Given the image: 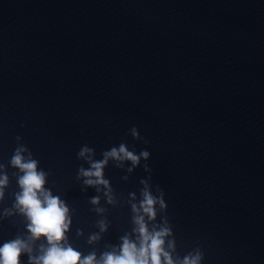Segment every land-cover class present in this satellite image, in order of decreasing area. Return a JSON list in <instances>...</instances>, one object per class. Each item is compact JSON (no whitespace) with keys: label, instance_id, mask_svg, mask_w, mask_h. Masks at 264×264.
Returning <instances> with one entry per match:
<instances>
[{"label":"water","instance_id":"water-1","mask_svg":"<svg viewBox=\"0 0 264 264\" xmlns=\"http://www.w3.org/2000/svg\"><path fill=\"white\" fill-rule=\"evenodd\" d=\"M122 142L149 159L131 172L110 159L108 186L77 178L83 145L101 160ZM18 147L49 173L69 208L63 243L82 256L138 242L147 181L167 207L145 222L171 229L176 264L197 251L200 264H264V0H0V246L20 238L38 257L47 241L16 207Z\"/></svg>","mask_w":264,"mask_h":264},{"label":"clouds","instance_id":"clouds-1","mask_svg":"<svg viewBox=\"0 0 264 264\" xmlns=\"http://www.w3.org/2000/svg\"><path fill=\"white\" fill-rule=\"evenodd\" d=\"M129 133L137 140L143 139L135 126L129 130ZM144 143L147 144L148 141L145 139ZM26 151L28 149L25 147L16 148L10 161L12 166L23 173L18 179L21 191L16 196V207L27 217L30 239L35 241L43 237L48 246L44 248L42 245L43 254L33 257L32 249L27 241L16 238L5 242L0 246V264H20V257L25 252L29 253V264H176L171 253L165 249V237L171 234V229L165 227L149 231L148 224L145 222V215L150 220L155 219L157 204L160 208L167 207L163 199V190L157 188L159 195H153L147 181H141L145 187L142 189L143 199L140 201L139 208L136 204L132 205L134 212L142 210L144 214L134 217L138 226L135 229L138 233V242L124 237L118 252L103 253L100 260H97L94 253L82 256V253L71 245L65 246L63 242L71 225L69 208L59 196H54L50 189L45 188L49 173L43 169L38 170L39 161L32 158L30 151H28V158L25 159L22 153ZM92 153L94 149L87 145H83L77 152L78 158H84L90 164L87 169L80 167L77 177H84V184L87 186H108L109 182L104 179L103 170L110 159L117 161V167H123V161H130L132 167L128 171L131 172L132 168L140 164L141 159L147 161L150 157L149 151L141 150L137 154L134 148L129 150V146L123 142L118 147L113 146L105 150L101 160H93ZM144 169L151 171L147 163L144 164ZM6 184L7 176L0 177V198L3 197L2 189ZM91 202L98 203V198H92ZM101 226L104 230L103 222ZM92 239L96 237L93 236ZM169 247H174V242H170ZM200 260L201 253L197 251L195 255L185 256L180 264H200Z\"/></svg>","mask_w":264,"mask_h":264}]
</instances>
